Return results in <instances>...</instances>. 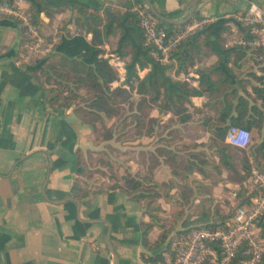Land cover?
<instances>
[{
	"label": "crops",
	"instance_id": "obj_1",
	"mask_svg": "<svg viewBox=\"0 0 264 264\" xmlns=\"http://www.w3.org/2000/svg\"><path fill=\"white\" fill-rule=\"evenodd\" d=\"M44 1L50 5L69 3L100 8L99 15L103 21L107 14L106 8L113 16L107 15L114 19L116 11L122 13L126 10V3H131V9L137 11H142V5L146 6L145 0ZM148 1L160 14L173 20H182L189 14L194 0ZM248 2L258 4L264 11V0H198L193 17H197L194 20L217 19L199 30L216 23L214 34L227 48L224 39L226 26L221 20L241 14ZM78 24L69 9L56 13L53 18L47 17L45 13L39 15V28L44 33H50L56 27L66 29L68 35H73V29ZM20 34L21 27L15 22L8 20L0 23V264H114L106 241L108 226L117 264H157L159 261L153 263L151 259L160 255L171 236L157 250L144 248L140 222L148 223L149 218L144 214L142 204L130 200L121 190L103 191L106 187L94 188L89 185L91 191L88 196L78 200L77 217V205L68 199H74L70 190L78 178V157L93 152L97 147L92 128L74 114L72 107L53 108L47 104L45 93L27 69L35 60L17 64L24 46L20 43ZM90 38L91 33H87L86 39ZM231 48L234 47L227 49ZM255 62L247 52L239 56L230 51L221 58L211 53L197 61L187 73H176V63L171 61L174 66L171 72L180 78H189L181 82L197 89L204 88L199 71L205 69L209 70L211 80L220 89L219 93L190 97L189 102L184 104L185 112L173 114L168 111L159 114L157 109H152L150 116L159 118V124L165 126L162 138L180 160L186 156L176 152L175 148L186 143H207L210 136L208 126L222 123L219 121L222 118L221 112L229 103L233 104L230 116H235V104L240 97L247 103L248 111L239 121L242 124L250 123L248 129L253 137L252 145L264 138V101L258 98L254 89L260 86L256 77L264 75V71ZM146 71H139V75L142 77ZM224 78L229 81H224ZM252 106L257 111H253ZM183 113L187 121L180 122L179 116ZM230 116L226 118V124L230 123ZM260 118L262 126L258 128L254 122L257 123ZM132 123V171L138 172L145 169L138 164L139 160H143L142 153H154L160 138L156 127L150 137L139 138L137 133L140 129L135 127L134 121ZM170 132L177 139L176 142L169 141ZM248 150L245 152L248 153ZM159 161L160 165L154 172L162 168L171 173L163 163V158H159ZM250 161L253 162L251 157ZM261 165L264 169V161H261ZM225 175L223 171L222 178ZM46 178L44 198L42 187ZM231 185L225 181L213 189V198L220 203V208H223L224 199L230 202ZM59 201L63 202L53 203ZM157 204L160 207V212H157L159 219L170 221L171 216L177 212L174 204L162 199ZM160 234L161 231L153 227L147 236L148 243L154 245ZM142 257L150 260L147 262Z\"/></svg>",
	"mask_w": 264,
	"mask_h": 264
},
{
	"label": "trees",
	"instance_id": "obj_2",
	"mask_svg": "<svg viewBox=\"0 0 264 264\" xmlns=\"http://www.w3.org/2000/svg\"><path fill=\"white\" fill-rule=\"evenodd\" d=\"M25 1L28 3L26 10L35 24L39 23L40 13L53 18L56 13L69 9L79 25L85 28L84 33L62 36L53 54L28 65L33 69L27 67L45 93L46 102L50 107H72L74 114L92 128L96 146L98 143L110 142L113 138L123 139L127 129L128 131L130 129V124L129 127L124 126L126 115H129L130 123L134 121L135 127L140 129L137 133L139 138L150 137L155 132V127L158 129L157 136L160 138L158 147L154 153H142L143 160L138 161L139 166L145 168L143 172L139 170L133 178L130 174L127 175L121 185L115 183L102 189L103 191L119 189L130 200L140 205L147 202V208L141 206L144 214L149 218L148 223L140 222L142 246L157 250L170 236L172 238L188 234L198 228L224 229L230 215L220 213V203L213 198V189L225 181L231 184L241 183L250 171L249 157L252 158L256 168L264 172L261 165V161H264V138L259 143L251 145L248 153L233 149L224 142L229 125L247 129L250 127V123L242 124L239 121L248 111L247 103L243 98H239L235 104L237 112L235 116H230L233 104L226 105L221 112L222 118L219 119L222 123L208 126L210 136L207 143L176 147V152L185 154L184 161L179 160L177 153L169 149V144L162 138L165 126L160 125L159 118L151 117L150 113L152 109H157L159 114L168 111L173 114L185 112L184 104L189 102L190 97L220 92L215 81L211 80L209 70L199 71L200 82L204 83L202 89L173 80L169 76L174 69L171 61L176 63V73H187L197 61L211 53L221 58L230 51L242 56L245 50L237 47L224 48L217 34H214L216 25L214 23L189 35L176 50L170 53L169 63L164 64L154 55L156 49L145 43L143 31L138 26L140 13L131 9V3H126L124 12L116 11L114 19L106 14L103 21L99 15L100 8L69 3L50 5L44 0ZM142 7L144 5L141 6L143 10ZM145 8L149 11L146 6ZM88 9H91V12H88ZM228 20L221 21L225 23ZM165 25L168 33L174 34L180 31L185 23L180 25L165 23ZM87 33H91L90 40L86 39ZM110 36H116L117 39L115 48L110 54L119 59L125 69L124 79L120 82L118 71L109 63V58L101 56L100 47ZM27 40L21 28L20 43L24 45ZM144 69L147 71L141 77L139 71ZM256 78L260 81V86L254 89L258 98L264 101V75ZM116 81L119 82L118 86L112 88V84ZM224 81L228 82L229 79L224 78ZM131 92L138 96V100L132 103L128 102ZM126 104L129 106L128 110ZM251 109L257 111L255 106ZM228 116L230 123L226 124ZM104 117L116 118V122L106 128L103 123ZM179 121H187L185 113L179 116ZM254 123L261 128L262 119ZM159 158H163V163L171 171L170 182H159L155 178L154 170L160 165ZM81 161L80 155L76 165L78 178L70 190L76 200L85 198L91 191L82 178L86 173L89 174L90 170ZM223 171L226 172L224 178H222ZM252 196L246 197L245 192L240 194L239 204L248 203ZM159 199L177 207V212L171 216L170 221L159 219L157 215V212H160L157 204ZM153 227L158 228L161 234L155 244L150 245L147 236ZM178 227L179 229L176 230ZM260 227L264 238V224H260ZM143 259L147 262L150 260ZM242 259L244 252L240 250L233 264H237ZM152 261L153 263L160 261V255L155 256ZM262 263H264V253L260 264Z\"/></svg>",
	"mask_w": 264,
	"mask_h": 264
},
{
	"label": "built area",
	"instance_id": "obj_3",
	"mask_svg": "<svg viewBox=\"0 0 264 264\" xmlns=\"http://www.w3.org/2000/svg\"><path fill=\"white\" fill-rule=\"evenodd\" d=\"M26 8L25 0H0V20L15 22L28 38L19 54L17 64L26 60H38L54 53L59 39L68 35L55 27L52 29L51 40L45 41ZM139 13L138 26L143 31L145 43L156 49L158 55L156 52L154 55L164 64L169 63L170 53L176 50L189 35L217 20L195 19L192 24L186 25L179 32L169 34L165 23L146 8ZM225 26V47L243 48L264 71L262 8L254 2H248L245 10L226 21ZM106 57L118 71L119 82L122 81L125 74L122 62L112 55ZM169 76L177 81L189 80L185 77L180 78L174 72ZM224 142L233 149L247 151L252 145V135L245 127L229 125ZM241 191L245 192L246 197L253 195L248 203L239 204ZM229 201L233 211L224 229L198 228L188 234L173 236L160 252V261L157 264H233L240 250L244 252V259L237 264H260L264 253V238L260 227V224H264V172L259 171L252 161L247 177L241 183L231 185Z\"/></svg>",
	"mask_w": 264,
	"mask_h": 264
},
{
	"label": "rangeland",
	"instance_id": "obj_4",
	"mask_svg": "<svg viewBox=\"0 0 264 264\" xmlns=\"http://www.w3.org/2000/svg\"><path fill=\"white\" fill-rule=\"evenodd\" d=\"M143 10H145V7H143ZM194 21V17L190 19V21L187 24H192ZM186 24V25H187ZM39 27V23L37 24ZM84 29L79 24L78 26L73 29V33H84ZM59 30H63L66 32V29L60 28ZM48 32H42L39 28L40 35L45 38V41H50L52 38V30ZM179 32V31H178ZM25 33V32H24ZM68 34V33H67ZM73 34V35H74ZM59 35V34H58ZM116 36H110L103 45H101V56H109L111 52H113L115 48L116 43ZM53 54V53H51ZM251 57V56H250ZM253 58V57H251ZM255 60V59H254ZM259 63L256 61V66ZM261 68V67H260ZM263 69V68H261ZM118 86V84H112V88ZM90 92V90H89ZM128 102H133L135 100H138V96L134 94V92H131L129 94ZM129 108V106L126 104V109ZM128 110V109H127ZM124 126H128L130 124V129L124 134V137L122 140H115L113 138L110 142L106 143H98L97 147L93 152H88L85 155L82 156V161L87 168L90 170L89 174L86 173L82 178L86 181L88 185L94 188H103V187H110L111 185L117 183L118 185L123 184L125 177L127 175H131L132 178L137 173L136 171H132V145H131V126L133 123H130L129 115H126ZM114 122H116V118H103V123L106 128H109ZM189 131V129H188ZM252 135V134H251ZM170 142H176L177 139L175 137L173 138L172 133H169ZM129 139V140H128ZM253 140V137H252ZM145 143H147V140H144ZM253 142V141H252ZM182 143V142H181ZM183 146L191 145V144H182ZM180 160V159H179ZM185 159L181 158V161H184ZM143 171L142 169L140 170ZM167 170H164L162 168H159L155 172V178L157 181H171L172 176L170 173L166 172ZM198 178V176H195ZM244 193L243 191L240 192V194ZM246 195V194H245ZM223 208H219V211L223 215H230L232 214L233 208L227 200H223ZM240 201V197H239ZM142 207L145 209L147 208L148 204L147 202L141 203Z\"/></svg>",
	"mask_w": 264,
	"mask_h": 264
},
{
	"label": "water",
	"instance_id": "obj_5",
	"mask_svg": "<svg viewBox=\"0 0 264 264\" xmlns=\"http://www.w3.org/2000/svg\"><path fill=\"white\" fill-rule=\"evenodd\" d=\"M197 2L198 0H194L193 1V4H192V8L189 12V14L182 20H173L169 17H166L162 14H160L159 12H157L153 6L151 5V3L148 1V0H145V3H146V6L147 8L149 9V11L156 17L158 18L159 20H161L163 23H166V24H173V25H180V24H184V23H187L193 16H194V13L195 12V8H196V5H197ZM105 12L110 16L112 17V13L106 8L105 9ZM6 22L8 20L6 19H3V20H0V23H3V22ZM29 69H33V67H28ZM49 169L51 168V162H49ZM47 176H48V173H47ZM46 181H47V178L45 180V183L42 187V194H43V197L45 198V194H44V188H45V184H46ZM70 201H73L76 205H77V217H79V201L76 200V199H68ZM63 201H59V202H53L54 204H61ZM86 223H96L98 221H84ZM110 226H108V231H107V234H106V241H107V247H108V250L111 252V254L113 255V258H114V264H117V258L115 257V254L113 252V249H112V246L110 244Z\"/></svg>",
	"mask_w": 264,
	"mask_h": 264
}]
</instances>
